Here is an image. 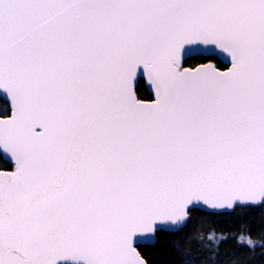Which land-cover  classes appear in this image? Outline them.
<instances>
[{"label": "snow or ice", "instance_id": "1", "mask_svg": "<svg viewBox=\"0 0 264 264\" xmlns=\"http://www.w3.org/2000/svg\"><path fill=\"white\" fill-rule=\"evenodd\" d=\"M0 96V264H146L190 208L264 204V0H0Z\"/></svg>", "mask_w": 264, "mask_h": 264}, {"label": "trees", "instance_id": "2", "mask_svg": "<svg viewBox=\"0 0 264 264\" xmlns=\"http://www.w3.org/2000/svg\"><path fill=\"white\" fill-rule=\"evenodd\" d=\"M200 57V55H198ZM217 67L224 66L215 56ZM187 58L183 65H188ZM137 97L151 99L143 79L139 78L135 87ZM10 163L0 157V169H8ZM227 237L219 244V256L213 261L216 240ZM250 238L255 248L240 243V237ZM142 257L147 264H181V258L187 256L194 264H264V204L235 206L229 212H206L197 208L189 209L188 220L176 231H156V239L151 244H138Z\"/></svg>", "mask_w": 264, "mask_h": 264}, {"label": "water", "instance_id": "3", "mask_svg": "<svg viewBox=\"0 0 264 264\" xmlns=\"http://www.w3.org/2000/svg\"><path fill=\"white\" fill-rule=\"evenodd\" d=\"M206 47H211L212 48V51H194V52H191L188 54L187 58H190L192 56H196V55H203V56H210V55H213L215 56L218 60H220V62L224 65L223 68H219L217 67L213 62H205V63H200V64H197L195 66H192V67H189V66H183V67H187V68H197V67H200L202 64H208V63H211L213 64L217 70L219 71H227L230 67H231V60H230V57L227 56L226 53H223L221 52L219 49H215L214 46H201V48H206ZM186 58V59H187ZM186 59H182V65H183V62L186 60ZM139 78H142L143 79V83L146 87V90L151 94V99H148V100H144V99H140L137 97L138 100H141L143 102H151L152 100L155 99V92L154 90L152 89V86L149 84L148 80H147V77L145 75L142 74V69L138 70V74H137V77L135 78V80L133 81V91L135 92V87H136V84L138 82V79ZM136 93V92H135ZM137 96V94H136ZM2 99H4L6 101V103L8 104L9 106V115H11V110H10V101L7 100L6 97H3V96H0ZM8 116L6 117H1L0 118H8ZM0 154L2 156V158L8 162H10L12 164V168L9 169V170H6V169H0V172H12L15 170V161L11 158V156L9 154H6V153H3L2 150H0ZM251 205V204H249ZM235 206H247V205H241L239 203H237ZM234 206V207H235ZM253 206V205H252ZM256 206V205H255ZM233 207V208H234ZM232 208V209H233ZM192 209V208H190ZM197 209L199 210H202V211H206V212H213V213H219V212H229L231 211L232 209H211V208H208L207 206H203L201 205L200 207H198ZM188 220V218H187ZM186 220V221H187ZM186 221L184 222L183 226L185 225ZM183 226L179 227L178 229H174L172 231H176V230H179L180 228H182ZM167 231V230H166ZM156 239V232L154 234V238L153 239H147V238H143V237H139V238H136V240L134 241V246L136 247L138 244H151V243H154ZM136 250L139 252V250L137 249L136 247ZM140 253V252H139ZM141 255V254H140ZM142 257V255H141ZM143 258V257H142ZM144 259V258H143ZM145 260V259H144ZM146 262V260H145ZM147 264V262H146Z\"/></svg>", "mask_w": 264, "mask_h": 264}, {"label": "flooded vegetation", "instance_id": "4", "mask_svg": "<svg viewBox=\"0 0 264 264\" xmlns=\"http://www.w3.org/2000/svg\"><path fill=\"white\" fill-rule=\"evenodd\" d=\"M190 58H191L190 59L191 61L186 66H195L197 64L205 63V62H213L215 64V62L213 61V59H206V57L203 56V55H200V57L198 55H196V56H192ZM221 67H224V66H221ZM8 115H9V106L7 105V103L3 99L0 98V116L1 117H6ZM0 157H1L2 160H4L2 158V156H1V154H0ZM4 161H6V160H4ZM11 168H12V164L6 170H9Z\"/></svg>", "mask_w": 264, "mask_h": 264}]
</instances>
